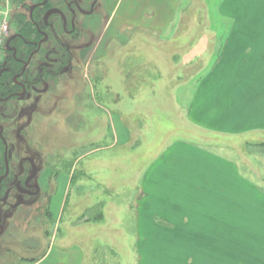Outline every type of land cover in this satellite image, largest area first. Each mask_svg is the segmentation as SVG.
Segmentation results:
<instances>
[{"label": "rangeland", "instance_id": "obj_1", "mask_svg": "<svg viewBox=\"0 0 264 264\" xmlns=\"http://www.w3.org/2000/svg\"><path fill=\"white\" fill-rule=\"evenodd\" d=\"M6 3L11 0L1 5ZM224 3L181 2L180 27L168 29L171 38L116 28L115 19L105 28V19L93 36L86 34L91 46L81 60L76 51L74 68L28 101L34 110L17 119L21 129L9 130L12 153L41 158L50 167L46 174L53 172L52 190L11 216L0 264H142L128 224L136 212L156 219L166 210L128 204L218 200L211 175L215 155L237 163L240 179H251L242 175L244 163L264 148L197 130L184 111L234 27V18L221 10ZM194 42L203 58H194ZM180 156L209 170L178 177Z\"/></svg>", "mask_w": 264, "mask_h": 264}, {"label": "crops", "instance_id": "obj_2", "mask_svg": "<svg viewBox=\"0 0 264 264\" xmlns=\"http://www.w3.org/2000/svg\"><path fill=\"white\" fill-rule=\"evenodd\" d=\"M184 1L103 0L109 14L105 28L115 19L116 28L170 34L168 29L173 25L180 27V3ZM223 1L221 10L234 18V27L217 47L220 52L213 67L198 78L184 111L197 130L264 148V0ZM198 48L194 42V58H203V48H199L200 53ZM249 159L244 163L246 174H242L251 178L248 180L240 179L239 165L231 159L227 162L219 155L210 159L218 200L128 204L127 208L135 210H166L156 219L149 213L140 217L136 212L133 225L128 224L139 244L140 262L264 264V154ZM179 161L178 177L205 176L200 172L209 170L197 159L180 156ZM182 192L188 191L184 188ZM237 194L243 199L237 200ZM225 196L227 201L221 199Z\"/></svg>", "mask_w": 264, "mask_h": 264}, {"label": "flooded vegetation", "instance_id": "obj_3", "mask_svg": "<svg viewBox=\"0 0 264 264\" xmlns=\"http://www.w3.org/2000/svg\"><path fill=\"white\" fill-rule=\"evenodd\" d=\"M19 9L24 13L25 24L17 26L13 11L12 33L0 64V78H4L0 83V113L5 119L4 124L0 123L4 147L0 157V249L11 216L39 203L46 193L50 195L48 189L52 190L53 172L46 174L50 167L30 154H13L9 130L21 129L22 125L15 126L17 119L34 110L28 101L36 93L74 68L77 50L81 60L82 52L92 41L84 42L86 34L93 36V29L99 28L109 15L103 0H34Z\"/></svg>", "mask_w": 264, "mask_h": 264}, {"label": "built area", "instance_id": "obj_4", "mask_svg": "<svg viewBox=\"0 0 264 264\" xmlns=\"http://www.w3.org/2000/svg\"><path fill=\"white\" fill-rule=\"evenodd\" d=\"M12 7L9 3L0 5V64L6 53V42L11 35Z\"/></svg>", "mask_w": 264, "mask_h": 264}, {"label": "trees", "instance_id": "obj_5", "mask_svg": "<svg viewBox=\"0 0 264 264\" xmlns=\"http://www.w3.org/2000/svg\"><path fill=\"white\" fill-rule=\"evenodd\" d=\"M4 0H0V5ZM30 1V2H29ZM34 0H11V5L12 7H16L19 9L20 6L23 5H28L29 3H32ZM15 20H17V26H19V28H21L23 26V24H25V17H24V13L23 11L20 10H16L15 11ZM4 78H0V83L3 81ZM2 88V87H1ZM9 103V102H8ZM3 113H0V123L4 124L5 119L3 118ZM4 120V121H3ZM4 147H3V143L2 140L0 138V157H2V153H3Z\"/></svg>", "mask_w": 264, "mask_h": 264}, {"label": "water", "instance_id": "obj_6", "mask_svg": "<svg viewBox=\"0 0 264 264\" xmlns=\"http://www.w3.org/2000/svg\"><path fill=\"white\" fill-rule=\"evenodd\" d=\"M42 3H44V2H42ZM34 8H35V6L32 7V9H34ZM0 129H1V134H2V130H3L2 125H0ZM3 140H4V143L6 144L7 142H6L5 138H3Z\"/></svg>", "mask_w": 264, "mask_h": 264}]
</instances>
